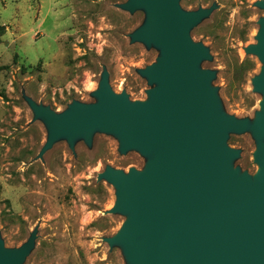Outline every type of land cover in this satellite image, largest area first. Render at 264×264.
Returning a JSON list of instances; mask_svg holds the SVG:
<instances>
[{
    "label": "rangeland",
    "instance_id": "obj_1",
    "mask_svg": "<svg viewBox=\"0 0 264 264\" xmlns=\"http://www.w3.org/2000/svg\"><path fill=\"white\" fill-rule=\"evenodd\" d=\"M127 1L0 0V239L14 249L35 235L20 264H135L122 243L107 241L130 212H110L116 188L98 175L108 167L143 171L154 152L122 151L117 133L99 128L89 141L76 136L71 145L61 136L44 148L48 125L32 109L95 103L103 78L130 102L149 99L157 83L144 70L161 50L132 39L147 13L123 8ZM257 1L178 0L184 11L211 9L189 37L207 50L199 68L212 73L216 112L249 123L225 143L238 150L232 167L251 177L259 166L251 125L264 99L253 78L264 60L245 48L257 43L264 16Z\"/></svg>",
    "mask_w": 264,
    "mask_h": 264
},
{
    "label": "water",
    "instance_id": "obj_2",
    "mask_svg": "<svg viewBox=\"0 0 264 264\" xmlns=\"http://www.w3.org/2000/svg\"><path fill=\"white\" fill-rule=\"evenodd\" d=\"M256 4L264 8V0ZM122 7L146 10L145 24L131 37L160 48L161 56L144 70L157 86L148 100L130 102L103 78L95 103L74 102L63 113L33 104L48 125L44 148L61 136L71 145L76 136L89 141L99 128L117 133L122 151L154 152L143 171L108 167L98 175L116 188L110 212H130L107 241L122 243L133 263L264 264V99L251 125L259 166L252 177L240 175L231 164L238 150L225 139L249 123L216 112L212 73L199 68L207 50L189 37L211 9L184 11L178 0H128ZM259 24L257 43L245 52L264 60V16ZM253 83L264 92V65ZM34 239L31 234L14 249L0 239V264H20Z\"/></svg>",
    "mask_w": 264,
    "mask_h": 264
},
{
    "label": "trees",
    "instance_id": "obj_3",
    "mask_svg": "<svg viewBox=\"0 0 264 264\" xmlns=\"http://www.w3.org/2000/svg\"><path fill=\"white\" fill-rule=\"evenodd\" d=\"M3 30H4V25H0V36L3 33Z\"/></svg>",
    "mask_w": 264,
    "mask_h": 264
}]
</instances>
